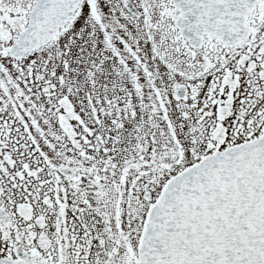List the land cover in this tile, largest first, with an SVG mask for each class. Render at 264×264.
I'll use <instances>...</instances> for the list:
<instances>
[{
  "label": "snow or ice",
  "instance_id": "snow-or-ice-1",
  "mask_svg": "<svg viewBox=\"0 0 264 264\" xmlns=\"http://www.w3.org/2000/svg\"><path fill=\"white\" fill-rule=\"evenodd\" d=\"M0 264H264V0H0Z\"/></svg>",
  "mask_w": 264,
  "mask_h": 264
}]
</instances>
